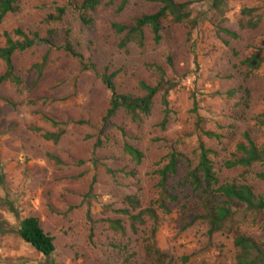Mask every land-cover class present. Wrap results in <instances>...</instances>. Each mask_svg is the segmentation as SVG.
Returning <instances> with one entry per match:
<instances>
[{
    "label": "rangeland",
    "instance_id": "obj_1",
    "mask_svg": "<svg viewBox=\"0 0 264 264\" xmlns=\"http://www.w3.org/2000/svg\"><path fill=\"white\" fill-rule=\"evenodd\" d=\"M122 2L103 0L94 10L80 11L82 0H20L0 23L1 45L5 32L14 36L16 28L51 41L15 53L20 83L0 85V200H11L19 214L17 219L0 203V219L17 230L21 219L37 216L55 237V264H235L237 235L264 245V210L234 202L232 219L209 235L205 222L189 225L193 215L202 213L201 196L206 195L180 183L188 182L203 146L214 151L210 158L222 183L246 182L264 197V182L256 177L264 163L248 170L224 164L244 133L264 145V62L249 75L240 65L250 55L264 57V0H225L219 7L207 0H175L188 3L189 19L174 22L169 15L162 21L159 43L144 27L142 44L133 42L119 51L121 36L113 24H131L162 6L128 0L121 8ZM60 6L67 8L65 14L50 20ZM67 41L82 60L58 48ZM43 61L40 71L37 65ZM90 64L95 69L85 68ZM5 70L0 60V75ZM114 72L117 91L134 98L146 94L141 81L155 86L164 79L150 115L133 118L120 108L103 123L112 92L101 75ZM172 84L166 107L164 89ZM79 120L85 122L70 123ZM66 121L69 125L61 124ZM45 132L62 135L46 139ZM125 142L142 151L141 164L124 153ZM172 150L183 157L178 173L169 177L170 196L161 192L156 171ZM131 195L141 203L132 214L151 208L157 216L155 221L141 215L133 221L136 231L130 217L119 212L129 209L126 197ZM110 219H118L125 232H115ZM148 244L162 256L147 253ZM44 261L17 233L0 234V264Z\"/></svg>",
    "mask_w": 264,
    "mask_h": 264
},
{
    "label": "trees",
    "instance_id": "obj_2",
    "mask_svg": "<svg viewBox=\"0 0 264 264\" xmlns=\"http://www.w3.org/2000/svg\"><path fill=\"white\" fill-rule=\"evenodd\" d=\"M20 0H0V23L7 16V14L14 12L17 8V5ZM103 0H82L81 5L77 8L80 11L84 10H94L97 6L102 3ZM113 1V0H111ZM128 0H123L121 8L127 3ZM150 2H160L162 4L161 8L150 14H144L140 17L133 19L131 24H113V28L116 30L117 34L120 35L118 48L119 51L124 50L133 42H138L141 44L144 40V27H150L154 35V41L159 43L162 39V21L167 18L169 15L173 17L174 22H182L185 19H189L190 12L186 10L188 3L182 2L177 3L175 0H146ZM211 2L215 7L222 6L225 0H207ZM65 6L57 7L58 15L50 14V20H60L66 12ZM84 22L89 23L90 20H87L84 15H81ZM194 25L197 24L196 20L192 21ZM254 27L257 24H253ZM14 36L11 32H5V44H0V60L5 64V72L0 75V85L6 82H13L15 84L20 83L19 77L15 73V66L13 63V56L17 52H24L27 49L33 47L37 44H46L51 45V41L47 38H43L39 35L37 31H30L27 34L23 29L16 28L13 30ZM16 36V37H15ZM236 37L235 34H233ZM58 48H62L67 54L77 57L82 60V54L78 53L71 45L70 42H66L64 45H60ZM171 62V59L169 58ZM264 62V57L259 54H253L241 60V67L248 69V75L261 67V64ZM45 64L43 63L37 65L40 71ZM85 68L95 69V65L90 64L85 65ZM161 70L160 68H158ZM41 75V72H39ZM117 72L112 74L103 73L101 75L102 81L105 85L111 90V101L110 107L107 111V114L103 118V123L107 124L111 117H113L120 108H125V110L132 115L133 118H138L141 115H150L153 105V100L155 96L162 89V81L160 80L155 86L147 84L146 82L141 81L140 86L146 91V94L134 98L129 94H120L116 89V82L114 81ZM175 85H170L169 88L164 89V94L162 97L163 104L168 106L167 95L170 89ZM196 106V102H194ZM264 118V115H262ZM82 124L85 121H71L70 123ZM54 125H60L58 121H52ZM69 125L68 121L61 123ZM261 125L264 126V119L261 120ZM104 126L101 129V133L104 132ZM207 136L219 138V135L214 133H206ZM62 132L52 133L45 132L42 134L46 139L54 138L57 140ZM102 140L99 138L96 141V146H101ZM124 153L131 156L132 160L136 165L141 164L144 154L138 148L134 147L131 143L125 142L123 144ZM215 155L214 151L206 149L201 146V149L198 151V158L196 165L191 168L187 175L188 182L180 183V185L186 186L190 184L193 191L197 192L201 190V203L203 211L201 214H196L192 216V220L189 225L195 224L197 221L205 222L208 227V234L212 235L218 231L224 229L228 221L233 217L234 212L231 209V204L238 202L242 205H245L248 209L253 210H264V197L258 195L254 187L246 182L238 183L234 182H224L222 183L217 176V173L214 169V164L210 155ZM50 158H53L57 163H62V161L53 155H49ZM232 159L225 161V166L227 168L232 167H242L245 170L252 167L255 164L264 163V145H259L248 133H244V140L236 144L235 153L231 155ZM183 157V155L176 153V151H171L163 161V166L157 169L156 173L160 177L159 187L161 192L165 195H171L172 190L169 188L168 180L170 176H174L178 173V160ZM190 163V162H189ZM188 163V164H189ZM108 172L113 173L111 169ZM258 180L264 182V172L256 174ZM172 199H177V196H173ZM127 204L129 209H120L119 212L124 215H128L131 221H136L144 213L150 214L153 219H157L155 210L151 208L142 209L138 214H132L131 211H136L140 208V201L135 195L126 197ZM0 203L7 208L19 219V214L14 206V203L8 198L0 200ZM111 226L116 231L125 232L124 228L121 225H118L120 221L118 219H110ZM144 223V221H142ZM134 222L132 227L135 229ZM17 233L25 242L33 246L39 253H42L45 256V264H55L52 256L56 250L55 237L46 232L40 222V219L37 216L30 215L19 221V227L17 230L13 229L10 224L0 219V234L7 233ZM156 232V227L152 228V235ZM233 244L237 250L236 254V263L235 264H264V245L259 243L252 236H246L243 234L237 235L233 239ZM149 245V244H148ZM147 253L156 256H162L159 250L155 249L153 245H149L146 248Z\"/></svg>",
    "mask_w": 264,
    "mask_h": 264
}]
</instances>
